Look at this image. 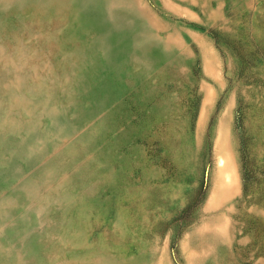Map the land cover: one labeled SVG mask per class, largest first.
I'll use <instances>...</instances> for the list:
<instances>
[{
    "label": "rangeland",
    "instance_id": "obj_1",
    "mask_svg": "<svg viewBox=\"0 0 264 264\" xmlns=\"http://www.w3.org/2000/svg\"><path fill=\"white\" fill-rule=\"evenodd\" d=\"M0 264H264V0H0Z\"/></svg>",
    "mask_w": 264,
    "mask_h": 264
},
{
    "label": "bare ground",
    "instance_id": "obj_2",
    "mask_svg": "<svg viewBox=\"0 0 264 264\" xmlns=\"http://www.w3.org/2000/svg\"><path fill=\"white\" fill-rule=\"evenodd\" d=\"M221 161H222V160H221ZM228 177H229V176H228ZM228 177H227V178H228Z\"/></svg>",
    "mask_w": 264,
    "mask_h": 264
}]
</instances>
